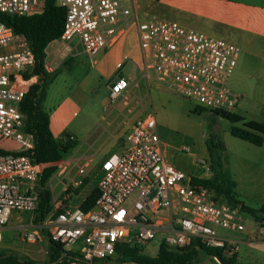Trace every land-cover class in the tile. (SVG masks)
Segmentation results:
<instances>
[{"label":"built area","instance_id":"built-area-1","mask_svg":"<svg viewBox=\"0 0 264 264\" xmlns=\"http://www.w3.org/2000/svg\"><path fill=\"white\" fill-rule=\"evenodd\" d=\"M125 1L56 0L65 9L63 28L47 46L54 42L62 49L45 47L46 71L52 72L58 66L62 51L69 56L79 49L95 53L111 45L134 23L144 80L152 79L210 112H232L239 95L228 89L227 80L237 63V43L177 20L150 14L140 17ZM45 2L0 0V13H40ZM34 64V53L25 39L0 19V137L10 138L17 145L0 151V241L14 212H34L44 168L60 162L50 175L58 169L54 174L55 188H48L52 210L39 224L18 223L23 241L41 240L44 230L50 239L63 245L67 258L56 264H121L115 260L119 246H137L143 254L142 249L155 239L157 252L160 244L179 250L196 240L206 247L221 249L225 258L236 255L237 240L225 231L246 229L243 210L239 204L216 199L211 188L194 181V176L167 160L153 110L135 118L120 149L104 155L97 163L98 194L92 206L84 210L81 204L68 203L84 184L90 160L71 155L53 162L33 161L34 138L25 130L18 103L26 86L37 79L24 78ZM130 80L129 76H114L108 85L110 102L121 95L127 99ZM68 139L75 137L69 133ZM198 162L206 164L203 159ZM71 167L75 175L65 181ZM210 171L209 165L204 166L203 176L197 178L207 177ZM133 193L135 199L126 207L124 203ZM250 226L253 235L264 236V222L254 219Z\"/></svg>","mask_w":264,"mask_h":264},{"label":"rangeland","instance_id":"rangeland-1","mask_svg":"<svg viewBox=\"0 0 264 264\" xmlns=\"http://www.w3.org/2000/svg\"><path fill=\"white\" fill-rule=\"evenodd\" d=\"M129 1L126 0L125 3L130 5ZM146 10L148 14L159 18L180 21L176 13H171L165 4ZM139 16L141 17L142 13H139ZM221 37L236 42L240 48L237 63L227 80L228 89L239 95L232 112L243 116L245 120L264 122V41ZM125 45L129 48L138 45L131 32L126 35ZM55 46L56 51L62 49L61 45L54 42L49 44L47 49L52 50ZM62 53L57 60L60 61L58 66L52 71L55 74L45 87L42 108L47 113H54L59 107L67 111L70 119L63 131L75 135L76 147L79 150L73 148L66 156L87 153L89 145L97 146L112 129H116V134L124 137L129 124L135 118L153 110L159 137L166 158L171 164L194 177L203 176L204 166L210 167L211 164L207 144L212 147V143L219 142L224 147L215 146L214 156L220 163L222 177H229L234 182L233 196L249 208L264 207V134L261 145L232 135L231 126L243 127L241 121L232 122L223 114L203 109L195 101L184 99L172 89L152 79L147 82L134 68L135 59L132 54L125 56L121 62L124 75L131 77L129 88L133 83L136 85L128 92L127 99L121 95L110 102L108 85L111 76L107 79L104 71L115 62L113 57H103V52L100 51L88 54L80 49L73 56ZM120 56L122 57V54ZM133 105L136 110L128 112ZM112 107H115V110L107 115ZM13 144L12 139L0 137V150H11ZM199 159L205 160L206 164L201 165ZM96 162L90 161L87 169H93L94 166L96 168ZM212 175L211 170L207 177ZM92 178L94 176L90 174L89 179ZM134 199L135 193L128 197L125 206L129 207ZM242 217L247 229L254 218L246 211L242 212ZM32 219V212L12 214L2 231L0 253H13L21 260L37 264L47 261V236L40 234L41 240L29 243L21 239V231L16 228L18 223L28 225L31 220L32 224ZM225 232L230 235L240 234ZM157 247L158 240L155 239L142 249L143 254L154 256ZM238 248L243 263L264 264V243L253 246L240 243ZM217 263L220 264L219 261ZM217 263L205 252L199 251L191 264Z\"/></svg>","mask_w":264,"mask_h":264},{"label":"trees","instance_id":"trees-1","mask_svg":"<svg viewBox=\"0 0 264 264\" xmlns=\"http://www.w3.org/2000/svg\"><path fill=\"white\" fill-rule=\"evenodd\" d=\"M65 9L56 3V0H46L42 12L31 15H7L0 13V19L6 25L10 26L15 34L21 35L28 47L35 56V64L29 74L24 78L36 76L33 83L26 86L24 96L18 103V109L23 114L25 130L33 135L34 149L32 154L33 161L53 162L64 158L76 146V140H69L67 131H62L60 136L55 137L50 129L49 114L42 108V102L45 97V87L53 78L55 72H48L44 68V49L47 44L58 37L63 28ZM67 63V62H66ZM215 114H223L232 122L241 121L243 127L231 126L232 135L247 140L253 144L261 145L263 142L264 122L255 120H245L243 116L234 112L212 111ZM211 155L210 168L212 176L197 178L205 186L211 188L215 193L216 199L225 200L231 204H239L243 211L249 212L254 219L264 222V207L249 208L240 203L232 194L234 182L229 177H222L220 172V163L214 156L213 148L224 146L217 142L208 144ZM1 151V150H0ZM55 166L44 168L37 186L38 205L33 212V222L41 223L46 215L52 210L51 193L46 186L50 175L55 171ZM97 189L92 190L81 203V208L86 210L92 206L97 197ZM42 235H46L44 230ZM48 239V259L41 264H56L58 261H64L68 252L63 245ZM198 244V247H196ZM137 246L122 245L117 248L116 261L121 264H191L199 251L205 252L208 256H216L221 264H239L236 262V255L225 258L222 251L216 247H206L196 240H192L189 245L179 250L168 249L164 244L159 245L158 252L154 256L144 255L138 252ZM0 263L2 264H37L31 261L21 260L17 255L9 252L0 253Z\"/></svg>","mask_w":264,"mask_h":264},{"label":"crops","instance_id":"crops-1","mask_svg":"<svg viewBox=\"0 0 264 264\" xmlns=\"http://www.w3.org/2000/svg\"><path fill=\"white\" fill-rule=\"evenodd\" d=\"M129 2L132 10L142 13V15L148 14L146 9L149 10L159 4H165L171 13H176L175 15L180 18L181 22H179L187 27L201 30L206 33H212L219 37L225 36L243 38L247 41H264V0H130ZM130 32L131 34H134L138 43L135 24L131 23L120 33L111 45L107 48L101 49L102 51L99 50L100 52H103V57L112 56L113 61H115L109 69L104 71L107 79L111 76L110 81L116 74L125 76L123 63L121 61L125 56H129L130 54H132L135 59V64L133 65L134 68L140 73L141 55L139 45L134 48H129L125 45L126 35L128 33L130 34ZM121 54L122 57L120 56ZM128 76L130 77V75ZM135 85V83L130 85L129 91H132ZM137 103H135V105ZM135 105L131 106L128 112L132 113L136 110ZM114 110L115 107L110 108L107 115ZM48 114L51 132L55 137H58L69 122L70 118L67 116V111H65L63 107H59L54 113ZM132 122L129 124L125 133L130 128ZM71 134L75 137L73 133ZM123 138V135L116 134V129H112L109 131V134L97 144V146H92V144L91 146L89 145L86 150L87 153L77 155V157L81 159L88 158L90 161L96 160L97 164L104 155L111 151L119 150ZM76 146L75 150H79ZM16 147L17 145L14 143L12 149H15ZM52 164L58 166L61 163L53 162ZM57 172L58 169L54 174H57ZM54 174L47 180L46 186L49 189L55 188L56 186L57 180L55 177L56 175ZM90 174H93L94 176L91 180L89 179ZM74 175L75 169L71 167L65 174V181H68ZM86 175L85 182L76 190V195H73L68 199V203L72 206L81 204L88 194L96 188L99 177L98 166L96 165V168L94 166L93 169L91 168L90 170L86 168ZM29 224H31V222ZM16 228H18V224ZM232 236L237 240L236 262L239 264H246L241 261V256L238 254V245L240 243H244L247 246L264 243V236L253 235L251 232V226L240 232L239 235ZM209 257L217 263L216 259L211 256Z\"/></svg>","mask_w":264,"mask_h":264},{"label":"water","instance_id":"water-1","mask_svg":"<svg viewBox=\"0 0 264 264\" xmlns=\"http://www.w3.org/2000/svg\"><path fill=\"white\" fill-rule=\"evenodd\" d=\"M213 168H211V170H212Z\"/></svg>","mask_w":264,"mask_h":264}]
</instances>
